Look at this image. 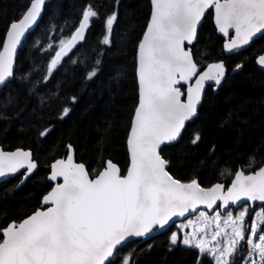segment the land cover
Masks as SVG:
<instances>
[{
	"label": "snow or ice",
	"instance_id": "6c2138e0",
	"mask_svg": "<svg viewBox=\"0 0 264 264\" xmlns=\"http://www.w3.org/2000/svg\"><path fill=\"white\" fill-rule=\"evenodd\" d=\"M150 3V19L136 46L138 100L127 134L130 162L126 174L108 160L90 178L85 165L74 162L72 145H67L65 158L50 165L47 179L56 183L41 201L42 206L48 207L37 209L18 223L12 221L0 227V264H135L134 250L123 253L130 238L147 240L155 232L165 230L174 217L197 213L200 205L212 215L199 211V223L189 219L186 224L176 225L182 234L171 233L169 251L183 245L198 250L197 264H202V258L208 255L215 264H233L244 242L251 246L247 249L248 256L255 253L259 264H264V166L248 174L243 169L229 171L233 179L227 188L221 183L205 188L196 179L187 183L175 179L168 171L169 160L162 155V146L177 142L186 122L197 115L206 82H212L209 86L216 91L226 75L224 61L208 64L207 70L200 71L187 47L197 41V26L205 11L214 9L216 28L227 38L223 49L232 54L254 38L264 37V0H150ZM44 4L45 0H30L21 18L7 26L0 50V87H6L9 79L14 78L17 46L36 24ZM100 18L96 5L88 3L82 7L78 26L71 34L61 38L58 45L48 43L44 51H50L51 55L46 72L41 81L31 84L29 94L35 92L38 83L47 84L63 58L78 43L86 41L93 20ZM116 20V11L103 18L100 44L111 47ZM255 62L264 70V54L258 55ZM100 63V59L95 60V65ZM243 66L238 63L233 71ZM98 71V67H92L85 78L92 80ZM22 79L28 81L27 76ZM181 82L182 87L186 86L183 91L177 87ZM39 100L45 104L48 98L41 96ZM16 102L14 97L0 102V119L8 118L4 110ZM71 102H76L75 96ZM70 111V107H62L58 118L64 119ZM51 130V126L38 127L37 136L43 139ZM200 140V132L193 133L191 143L196 145ZM215 150L213 145L210 157ZM252 165L250 160L249 167ZM37 168L31 150L0 149V178L24 169L17 187ZM257 201L261 202L259 211L254 210L253 202ZM237 204L240 210L234 215L229 206ZM250 209L253 212L248 223L245 218ZM187 227L192 228L191 233L183 232ZM148 247L151 249L152 245ZM248 264L257 261L249 259Z\"/></svg>",
	"mask_w": 264,
	"mask_h": 264
},
{
	"label": "trees",
	"instance_id": "16d2710c",
	"mask_svg": "<svg viewBox=\"0 0 264 264\" xmlns=\"http://www.w3.org/2000/svg\"><path fill=\"white\" fill-rule=\"evenodd\" d=\"M29 3L30 0H0V50L7 26L21 18ZM88 3L96 5L101 18L93 20L86 41L58 65L47 84L38 83L35 92L29 94L31 84L41 81L46 72L51 53L44 49L49 42L58 45L61 38L71 34L78 26L82 7ZM112 11L117 12V20L109 47L100 44L99 39L104 32L103 18ZM150 15V0H52L46 5L40 24L19 51L14 79L0 91V102L17 98L4 110L8 118L0 119V148L31 150L38 163L24 185L17 187L21 175L0 184V227L12 221L18 223L42 208V197L53 185L47 179L50 165L65 158L69 144L76 160L87 167L92 178L101 163L108 160L126 173L127 134L138 100L136 46ZM226 39L218 33L213 12L209 11L197 42L188 47L200 71L207 70L208 64L224 61L226 75L216 91L209 82L203 104L180 141L165 146L162 152L175 179H196L205 188L216 183L228 187L233 179L229 171L243 169L248 174L264 165V71L255 62L258 55L264 54V37L232 54L223 49ZM96 59L101 61L98 66ZM238 63L243 68L233 71ZM92 67L99 71L95 78L87 80L86 72ZM25 76L28 81L22 79ZM41 96L48 98L47 103H40ZM73 96L75 103L71 102ZM64 106L71 111L61 120L58 117ZM44 126L52 130L41 139L37 129ZM195 132H200L201 140L193 145ZM213 145L216 150L210 157ZM171 231L151 240L129 242L123 253L134 250L135 264H197L198 250L177 245L169 251ZM202 264L215 263L206 256Z\"/></svg>",
	"mask_w": 264,
	"mask_h": 264
},
{
	"label": "water",
	"instance_id": "95a60500",
	"mask_svg": "<svg viewBox=\"0 0 264 264\" xmlns=\"http://www.w3.org/2000/svg\"><path fill=\"white\" fill-rule=\"evenodd\" d=\"M51 1H52V0H45V4H44L43 7H42L41 16L38 18L36 24L33 25V27H32L31 29H29V30L25 33V36L21 38V43L17 46V50H16V53H15V55H14V63H13V73H14V75H15V72H16L17 59H18L19 51H20L21 47L23 46L24 42L26 41V39L28 38V36H29L31 33H33V32L36 30V28L38 27V25L40 24V22H41V20H42V17H43V15H44L45 7H46V5H47L49 2H51ZM151 7H152V6H151ZM209 11H212V12H213V21H214V25H215L214 9H213V8H209V9H207V10L205 11L204 16L201 18V22H200V24L197 26V32H199V29H200V27L202 26V24H203V22H204V18H205V16L207 15V13H208ZM215 28H216V25H215ZM216 29H217V28H216ZM217 31H218V30H217ZM229 32H230L232 35H234V30H233V29H230ZM218 33H219V32H218ZM87 34H88V32H87ZM219 34H220L221 36H223L221 33H219ZM86 37H87V35H86ZM223 37H224V36H223ZM225 38H226V37H225ZM259 38H260V37H258V38H254V39H253V42L256 41V40L259 39ZM196 42H197V41H194L193 44H195ZM82 43H83V42L78 43L77 46H76V48H74V49L72 50V52L75 51V50H76V49H77ZM193 44H192V45H193ZM251 44H252V42H251L249 45H251ZM249 45H248V46H249ZM188 46H189V45H188ZM188 46H187V47H188ZM248 46H245V47L241 48L240 50H243V49H245V48L248 47ZM72 52H70L69 55H70ZM69 55H68V56H69ZM191 55H192V57H193L194 62H196L195 59H194V56H193L192 51H191ZM66 57H67V56H66ZM66 57H64L63 60H64ZM257 66H258V65H257ZM258 68L261 69L259 66H258ZM261 70H262V69H261ZM263 71H264V70H263ZM13 79H14V78H10L9 81H8V83H10ZM8 83H7V84H8ZM208 84H209V82H206V87H205V89H204V97H203V101H204V98H205V94H206V90H207ZM181 85H183V82H181ZM181 85H177V87H180ZM3 88H4V87H0V91H1ZM182 99H184V97H182ZM203 101H202V103L198 106V111H199L201 105L203 104ZM194 118H195V117H194ZM194 118H193V119H194ZM193 119H191V120H189V121L186 122L185 128L182 130L181 137H182V135H183V133H184V131H185L187 125H188ZM181 137L179 138V140H178L177 142H174V143H172V144H166V145H163L162 148H164L165 146H168V145H173V144L178 143V142L180 141ZM127 148H128V147H127ZM0 149H2V148H0ZM2 150H4V149H2ZM4 151H5V150H4ZM128 153H129V151H128ZM73 156H74V162L79 163V162L76 160L75 151L73 152ZM33 159H34V156H33ZM62 159H63V158H62ZM129 162H130V156H129ZM116 165H117V164H116ZM117 166L120 168L119 165H117ZM128 166H129V165H128ZM263 166H264V165H263ZM85 167H86V166H85ZM86 169H87V167H86ZM127 169H128V167H127ZM87 170H88V169H87ZM120 170H121V168H120ZM23 172H24V169H21L20 172L14 174V175H13V174H10V175H9L8 177H6V178H0V184H2V183H4V182H7L8 180H10V179H12V178H15V177L18 176V175H21V173H23ZM126 172H127V171H126ZM34 173H35V171L32 173V175H31L28 179H30V178L34 175ZM121 173H122V170H121ZM125 174H126V173H125ZM90 178H92V177L90 176ZM28 179H27V180H28ZM27 180H25V182H24L22 185H24V184L26 183ZM49 182H51V183H53V184L56 183V182H52V181H49ZM57 182H62V181H59V180H58ZM185 183H187V182H185ZM214 185H215V184H214ZM217 203L219 204L220 202H217ZM253 203H254V206H255V207H256V206H261V202H259V201H257V202H253ZM42 207L46 208V207H48V205H43ZM238 208H239V205H238V204H237V205H230V206H229V210H231V209H238ZM199 211H207L208 213H212L210 210H208L207 208H205L203 205H200V206H199V208L197 209V213H198ZM197 213H189V214H186L185 217H179V218L174 217V218H173V221H170L169 225L165 228V230H163V231H159V232H155V233H154L149 239H147V240H151V239H153V238H155V237H157V236H159V235H161V234H163V233H165V232H167V231L172 230V228H174V227L176 226L177 223L182 222V221H185V220H187V219H189V218H191V217L197 215ZM139 240L147 241V240H145V239H143V238H130L129 241H128V243H129V242H132V241H139Z\"/></svg>",
	"mask_w": 264,
	"mask_h": 264
},
{
	"label": "rangeland",
	"instance_id": "374dc122",
	"mask_svg": "<svg viewBox=\"0 0 264 264\" xmlns=\"http://www.w3.org/2000/svg\"><path fill=\"white\" fill-rule=\"evenodd\" d=\"M186 87V86H185ZM227 188V187H226ZM260 207L261 206H256L255 208H254V210L255 211H259L260 210ZM240 209L238 208V209H231V211L233 212V214L235 215L238 211H239ZM204 212H206V213H208L207 211H204ZM252 212H253V209H250L249 210V215L248 216H246V221L248 222V223H251V219H252ZM210 216L212 215V213H208ZM189 219H192L193 221H195V222H197V223H199V220H200V218L198 217V215H195V216H193V217H191V218H189ZM189 219H187V220H185V221H182V222H179V223H177L176 225H178V224H186L187 223V221L189 220ZM222 219H223V217H222ZM230 231V230H229ZM172 232H177L178 234H182L181 232H180V229H178L176 226L173 228V230L171 231V233ZM183 232L184 233H191L192 232V228L191 227H187V228H184L183 229ZM183 246V245H182ZM186 247V246H185ZM249 247H251L250 245H245L244 244V242H241V248H240V254L239 255H236L235 257H234V259H233V263L234 262H239V264H248V261H249V259H255L256 261H257V264H259V258H258V256L255 254V253H253V255H252V257H249L248 256V254H247V249L249 248ZM210 258H212L210 255H208ZM213 259V258H212ZM215 263V262H214Z\"/></svg>",
	"mask_w": 264,
	"mask_h": 264
}]
</instances>
